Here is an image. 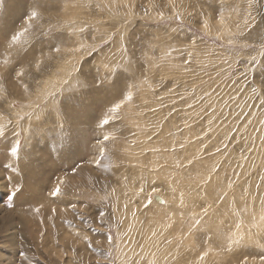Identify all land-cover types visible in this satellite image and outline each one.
<instances>
[{
	"label": "clouds",
	"instance_id": "1",
	"mask_svg": "<svg viewBox=\"0 0 264 264\" xmlns=\"http://www.w3.org/2000/svg\"><path fill=\"white\" fill-rule=\"evenodd\" d=\"M54 2L61 11L76 7L106 12L120 24L116 29L120 32L119 59L106 66V74L96 69L106 84L117 71L129 77L123 95L99 122L102 139L96 144L100 159L110 160L111 168L104 167L97 173L104 181L99 185L89 176L94 191L82 193L98 212L101 227L97 235L106 237L107 253L119 264H183L180 257L184 252L199 251L198 233L212 229V222L220 216L236 221V233L225 236L217 227L212 236L203 238L207 247L188 264H205L213 238L222 241L221 249L228 253L244 247L242 225L264 224V193L260 192L264 168L258 173L255 190L249 182L240 191L242 180L264 158V25L258 26V9L264 8V0H241L243 9L240 4L225 7V0H192L193 11L185 0H147L148 11L143 15L135 10L137 0ZM213 5H219L215 18L210 11ZM151 11L156 15L150 16ZM40 16L33 10L30 19L38 21ZM197 18L199 25L195 23ZM145 19L163 25L166 33L153 35L130 52L120 30ZM89 27L94 26L72 21L67 27L60 25L42 34L64 32L72 37ZM172 33L180 34L184 42H169ZM97 34H101L99 30ZM113 35L104 32L100 46L108 44ZM96 47L89 46L90 55ZM62 51V45L55 47L17 75L29 70L41 72L45 63ZM80 73L77 63L68 76L74 77L79 87L87 88ZM46 83L51 80H37L38 86ZM62 83L69 81L65 78ZM24 91L28 92L27 85ZM108 124L113 127L105 131ZM4 133L5 128L0 126V136ZM105 142L110 146L105 147ZM133 160L135 163H131ZM96 167L101 168L99 160ZM128 167L137 171L126 173ZM122 168L125 171H118ZM109 176L118 184L110 185ZM157 184L160 187L154 186ZM61 194V190L57 195L51 193ZM257 196L261 207L259 211L250 210L244 202ZM157 197L159 205L154 203ZM177 199L176 207L187 209L186 213L168 207ZM177 215L187 222L182 223L181 232L171 233ZM97 264L107 262L100 260ZM241 264H264V255L245 258Z\"/></svg>",
	"mask_w": 264,
	"mask_h": 264
},
{
	"label": "rangeland",
	"instance_id": "2",
	"mask_svg": "<svg viewBox=\"0 0 264 264\" xmlns=\"http://www.w3.org/2000/svg\"><path fill=\"white\" fill-rule=\"evenodd\" d=\"M185 2L189 11H193L192 0ZM237 4L243 9L241 0H225V7ZM33 10L41 14L38 21L30 19ZM135 10L141 15L148 11L147 0H137ZM167 11L170 13L171 9ZM210 11L215 18L219 5H213ZM149 15L155 16L156 13L151 11ZM72 21L77 24L84 21L94 27L72 37L64 32L51 36L42 34L60 25L67 27ZM195 23L199 25L200 20L197 18ZM262 25L264 8L258 9V26ZM118 27L119 22L111 19L108 13L94 8L84 11L70 7L61 11L54 0H0V97H3L0 99V115L6 118L0 120V126L5 128L4 135L0 136V264H97L100 260L119 264L105 250L106 237L97 235L101 227L97 221L98 212L82 197V193L94 191L88 177H94L99 185L104 181L97 173L104 167L111 168L110 160L100 159L96 143L102 139L100 120L113 102L123 95L129 79L125 73L117 71L110 84L101 82L106 66L119 59ZM97 30L101 34L98 35ZM106 31L114 35L101 47L99 42ZM120 31L126 36L125 43L130 52L136 51L142 41L153 35L166 33L163 25L149 19L138 20ZM20 32L25 35L19 43L12 44L13 37ZM169 42L182 44L184 41L180 34L172 33ZM92 44L97 47L90 55L89 46ZM61 45L63 51L46 62L41 72L29 70L23 76L17 75L21 68H27L41 55ZM77 63L81 67L80 75L89 85L87 88L79 87L75 78L68 76L70 68ZM65 78L68 84L62 83ZM38 79L51 80V83L38 86ZM24 85H27V93ZM112 127L111 124L105 125L104 130L110 131ZM104 146H110L109 142ZM14 150L15 156L12 155ZM97 160L100 169L96 167ZM261 160L260 163L249 161L256 163V170L242 180L241 192L243 185L249 182L255 190L258 173L264 168V158ZM247 168L248 164L245 170ZM136 171L132 167L126 169V173ZM108 182L118 184L111 176ZM260 184V192L264 193V181ZM154 186L160 187L159 184ZM57 187L62 194L51 195ZM165 195L171 197V194ZM142 196L147 199L146 193ZM177 203L178 199L168 207L177 213L188 211L178 209ZM244 203L250 210L259 211L261 207L259 196ZM136 204L139 205L140 201L137 200ZM186 222L177 215L170 232H181V225ZM235 223V220L223 216L215 218L212 229L198 233L199 251L195 254L187 251L180 257L183 264L203 252L207 247L203 238L212 236L217 227L225 236L234 235ZM242 234L246 245L232 253L222 251L223 242L213 238L212 251L205 264H241L245 258L259 259L264 255L261 252L264 224L242 225ZM98 239L100 244L96 243Z\"/></svg>",
	"mask_w": 264,
	"mask_h": 264
},
{
	"label": "snow or ice",
	"instance_id": "3",
	"mask_svg": "<svg viewBox=\"0 0 264 264\" xmlns=\"http://www.w3.org/2000/svg\"><path fill=\"white\" fill-rule=\"evenodd\" d=\"M24 35H25L24 32L17 33V34L13 37V39H12V41H14V44L19 43L20 40H21V38H22ZM16 154H17V153H16V151L14 150L13 153H12V155L15 156ZM59 192H60V188L57 187L52 193H53V195H57ZM9 206H11V201L9 202ZM35 211H36V212H39V209H35ZM53 211H55V210H53Z\"/></svg>",
	"mask_w": 264,
	"mask_h": 264
},
{
	"label": "water",
	"instance_id": "4",
	"mask_svg": "<svg viewBox=\"0 0 264 264\" xmlns=\"http://www.w3.org/2000/svg\"><path fill=\"white\" fill-rule=\"evenodd\" d=\"M154 201H156L157 203H159V198L157 197V198H155V200Z\"/></svg>",
	"mask_w": 264,
	"mask_h": 264
},
{
	"label": "bare ground",
	"instance_id": "5",
	"mask_svg": "<svg viewBox=\"0 0 264 264\" xmlns=\"http://www.w3.org/2000/svg\"><path fill=\"white\" fill-rule=\"evenodd\" d=\"M7 26H8V25H7ZM8 27H11V26H8ZM5 29H6V28L4 27V31H5ZM5 32H6V31H5ZM5 34H6V33H5ZM154 203H155V202H154ZM158 204H159V203H158Z\"/></svg>",
	"mask_w": 264,
	"mask_h": 264
}]
</instances>
